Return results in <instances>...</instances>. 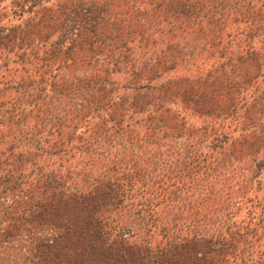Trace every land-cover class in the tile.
<instances>
[{"label": "trees", "instance_id": "trees-1", "mask_svg": "<svg viewBox=\"0 0 264 264\" xmlns=\"http://www.w3.org/2000/svg\"><path fill=\"white\" fill-rule=\"evenodd\" d=\"M0 264H264V0H0Z\"/></svg>", "mask_w": 264, "mask_h": 264}]
</instances>
